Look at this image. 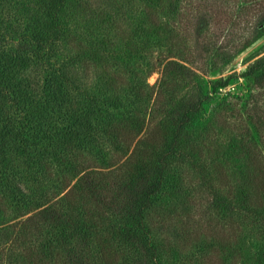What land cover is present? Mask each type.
I'll return each instance as SVG.
<instances>
[{
    "label": "trees",
    "instance_id": "obj_1",
    "mask_svg": "<svg viewBox=\"0 0 264 264\" xmlns=\"http://www.w3.org/2000/svg\"><path fill=\"white\" fill-rule=\"evenodd\" d=\"M180 1L120 0L129 11L122 20L104 9L93 8L88 0H58L57 8L47 15L52 21L47 27L52 39L76 51L75 59L84 73L95 70L104 82L105 92L115 95L130 88L137 100L147 99L145 107L103 127L95 126L99 106L104 105L102 100L87 95L61 69L51 74L45 86L46 108L28 106V85L11 86V71L19 55L0 43V62L4 61L0 67L5 74L0 81V98L19 111L18 117H25L21 121L15 116V125L11 117L0 113L7 122L0 133L1 161L4 167L10 165L2 149L7 151L18 143L26 161L32 167L37 165L36 172L51 181L50 189L57 190L55 195L29 194L27 181L21 184L25 179L17 171L0 176V214L8 210L7 197H11L18 217L4 229L10 242L0 248V255H11L14 264H160L162 253L172 252V248L161 241L163 250L159 249L156 237L177 225L182 238L178 250L206 252L208 245L203 240L212 239L216 241L214 255L220 256L217 264H245L241 238L244 226L251 225L264 233V151L256 149L264 142V63H256L253 86L257 93L251 96L250 104L243 105L239 112L230 111V115L241 117L234 150L228 153L225 149L203 148L205 141H214L213 136L202 141L201 149L195 139L203 137L209 127L205 107L229 85L232 76L204 79L212 72L210 67L229 65L264 33V0H235L236 9L231 11L229 4L226 10H214V4L227 3L221 0H186V7H179ZM3 24L0 16V27ZM97 26L110 31L121 48L111 37L89 47L75 35L80 28L93 30ZM240 30L247 34H238ZM244 34L247 37L236 42ZM33 40L31 47L40 56L49 37ZM119 52L146 59L147 70L134 72L132 81L125 80L126 72L113 70ZM207 62L211 72L207 71ZM159 69L160 85L148 93L145 78ZM184 79L192 81L195 89L209 85L211 92L176 100L174 88ZM63 86L71 89L73 96L90 102L85 114L73 96H64ZM114 98H106V102ZM68 112L69 128L56 130L50 116ZM192 124L195 139L183 141ZM103 144L110 150V159L105 168H100L91 164L84 153L99 151ZM206 158L212 166L223 162V166L230 167L232 161L237 164V195L230 184L223 197L211 188V207L222 213V224L217 227L212 221L198 226L190 213L177 220L175 214L166 213L152 223L153 202L170 188L168 175L185 164L200 175V182H205ZM221 183L224 185V181ZM26 212L29 215L22 218ZM233 216L238 217V223L231 241ZM261 248V258L254 264H264V244ZM211 250L199 257L213 253Z\"/></svg>",
    "mask_w": 264,
    "mask_h": 264
},
{
    "label": "rangeland",
    "instance_id": "obj_2",
    "mask_svg": "<svg viewBox=\"0 0 264 264\" xmlns=\"http://www.w3.org/2000/svg\"><path fill=\"white\" fill-rule=\"evenodd\" d=\"M8 3L0 2V16L4 24L0 27V43L1 46H5L11 53L19 55L20 60L14 62L13 71L11 74L12 84L17 85L26 84L30 89L28 93V106L32 108H40L43 110L47 106L46 103V90L45 86L50 79L53 72H57L60 69L66 72L67 76L74 81V83L83 88L87 95L96 100H102L104 105L99 106L101 109L100 115L96 118L97 123L95 126L103 127L107 122L119 121L121 117H128L132 112L138 108H143L147 105V99L143 101L137 100L133 95V91L128 88L121 90V92L112 95L110 92L104 90L103 80L101 77L94 73L95 70L91 69L89 74L84 73V69L81 68L79 61L75 59V52L61 41L53 40L51 35L48 33L47 27L52 26V21L48 20V16L53 13L54 9L57 8L58 0H8ZM227 3H218L213 5L214 10L217 8L226 10L229 4L230 8L228 11L236 9L237 2L235 0H221ZM93 8L99 10H106L112 15H117L116 18L126 19L128 16V8L125 7L120 0H88ZM209 4V3H208ZM186 0H181L179 7H186ZM190 5V4H189ZM189 7V6H187ZM214 28V27H212ZM247 34L246 31L240 30L238 34ZM75 34V29L73 30ZM243 35V38L236 39V42L242 41L247 36ZM24 35V36H23ZM85 45L92 47L102 41L104 37H111L113 43H117L118 47L121 48V43L113 36L108 30L102 29L97 26L93 30L80 28L76 30L75 34ZM23 36V37H22ZM49 37V44L42 51L40 56L35 53L31 45L34 42V38L39 39L40 37ZM23 38V39H22ZM53 41V42H52ZM193 43V39L190 40ZM189 41V42H190ZM188 43V47L192 49V43ZM119 52V57L112 63L113 70H122L127 74L124 75L125 80L132 81L133 73L138 72L141 69L147 70V60L134 59L125 54ZM156 60V55H154ZM2 60L0 63L2 64ZM111 62V61H110ZM109 62V63H110ZM264 63V33L260 35L257 41L252 43L246 49L241 51L233 61L224 67L216 68L208 67V77L204 80L211 81L219 78H226L232 76L229 85L222 90H219L214 95V99L209 102L208 106L204 109L205 116L210 120L209 127L203 132V137L195 139L196 128L192 124L189 129L185 131L183 141H189L195 139V142L202 149V141L207 136H213L214 141H205V147L214 151L226 150L231 153L234 148L233 145L239 141V128L240 119L237 115H230L231 110L241 111L243 105H249L253 94H256L255 87L253 86V78L257 74L254 70L256 69V63ZM125 64V65H124ZM194 66V65H193ZM135 68H138L135 70ZM160 70L153 71L149 76L145 78L148 93L154 92V90L160 85ZM4 73L2 67H0V81L4 80ZM135 80V79H134ZM134 82V81H133ZM177 85L174 88V97L176 100L185 99L188 97H197L198 94H204L205 91L211 92L209 85H204L198 89L194 88L192 81L184 79L177 81ZM4 85H6L4 83ZM206 87V88H205ZM63 86L62 91L65 94L73 96L71 89L67 90ZM75 95V94H74ZM114 96V101L106 102V98ZM75 99L78 109L85 114L89 109L90 102H85L84 99H79L77 96H73ZM150 100L148 101V103ZM98 107H95V109ZM0 113L5 116L11 117L10 122L13 121L15 116H19V111L14 108L11 104H6L0 98ZM57 114L51 115L52 126L59 131H64L69 128V114ZM24 120L25 117L22 115L18 117ZM19 119V120H20ZM19 125V124H18ZM7 126L6 120L0 117V133ZM20 126V125H19ZM214 142V143H213ZM229 143L227 147L226 144ZM107 145L103 144L101 150H91L87 155V160L96 167L105 168L110 159V150L106 149ZM226 147V148H225ZM5 151L6 157L10 160V165L4 167L0 154V176L4 174L10 175L12 171H17L22 178L25 180L21 184L27 181L25 187L26 192L29 194H37L48 192L52 195L56 194L55 189H50L51 181L45 176L40 175L36 172L37 165L32 167L22 154L23 148L17 143L15 146L8 147ZM258 151H264V142L258 144ZM81 151V150H80ZM82 152V151H81ZM83 153V152H82ZM4 154V153H3ZM264 156V154H262ZM105 160V161H103ZM206 170H205V182H200V175L197 174L193 169L188 168L187 165H182L178 169H175L167 177V184L170 188L166 189V194H163L157 198L152 205V212L150 213V221L152 223L158 222L163 215L168 213L170 216L177 219H183L184 213H190L191 220L194 224L201 226L204 224H210L214 221L216 226L219 227L222 221L219 218L222 213L211 207V188L216 192L219 191L221 197L226 192L227 184L233 188L232 192H238L237 189V164L235 162L230 163V167L223 166L222 163L217 165L209 164V160L205 159ZM234 174V175H233ZM223 175V176H222ZM225 178V179H221ZM224 181V185L221 183ZM175 188H171L174 187ZM224 192V193H223ZM7 203L9 205L8 210L4 214H0V248H6L10 242L9 234L4 232L7 224L13 222L17 217V212L13 210L14 201L11 197H7ZM219 213V215H218ZM22 218L29 215L28 212L24 213ZM23 215V214H22ZM21 215V216H22ZM19 218V219H22ZM231 222L232 229V240H234V229L237 227L238 217L233 216ZM211 224V225H212ZM190 225V229L192 224ZM170 232L162 233L156 238L159 241L158 248L162 249V242L170 244L172 252L162 253L160 258V264H197L199 260L203 264H217L220 256L216 255V241L212 239L203 240L204 244L208 245V250L212 249L213 253L200 258V254H205L208 250L202 253L193 251H180L181 239L179 229L177 225ZM242 248L245 255V264H254L255 260L261 258V246L264 244V233L262 231L257 232L255 227L251 225L244 226V231L241 235ZM166 249V248H165ZM164 249V251H165ZM161 250V252H163ZM43 253V251H42ZM215 254V255H214ZM214 258H210L213 257ZM210 260H208V259ZM15 258L11 255L5 256L0 255V264H14Z\"/></svg>",
    "mask_w": 264,
    "mask_h": 264
}]
</instances>
